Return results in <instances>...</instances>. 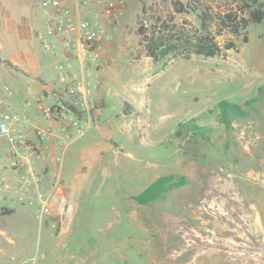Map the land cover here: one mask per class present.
I'll return each instance as SVG.
<instances>
[{"label":"rangeland","instance_id":"374dc122","mask_svg":"<svg viewBox=\"0 0 264 264\" xmlns=\"http://www.w3.org/2000/svg\"><path fill=\"white\" fill-rule=\"evenodd\" d=\"M126 1L119 31L112 39L103 34L99 57L83 67L92 99L84 107L78 96L49 105L52 116L66 119L65 130L72 127V137L77 128L83 134L57 153L46 178L53 189L39 209L20 208L34 217L17 211L6 218L10 234H0V264H264L263 23L247 26V42L243 34L216 35L221 45L236 44L224 57L171 52L152 61L135 35L142 2L148 25L194 34L197 8H238L242 0H129L124 9ZM180 3L184 11L177 12ZM56 57L66 70L60 50ZM33 96L23 101L29 118L40 116ZM251 98L256 101L245 119L219 120V100ZM180 122L193 126L175 134ZM90 144L98 154L80 153ZM28 155L41 157L33 146ZM168 174L186 182L166 185L144 204L132 198ZM25 177L32 179L26 184L39 182L32 172L22 174L20 184ZM25 185L11 190L23 196ZM26 241L27 250H19Z\"/></svg>","mask_w":264,"mask_h":264},{"label":"crops","instance_id":"0c3cea01","mask_svg":"<svg viewBox=\"0 0 264 264\" xmlns=\"http://www.w3.org/2000/svg\"><path fill=\"white\" fill-rule=\"evenodd\" d=\"M45 1L0 0V120L12 114L18 117L16 122L11 123L9 135L0 140L1 177L4 181L10 182L15 190H18L20 184L18 179L22 174L33 172L39 178V182H31L24 186L26 193L23 196L15 190L2 187L0 190L1 235L10 234L8 223L5 220L17 211H23L22 215L34 217L31 212L27 214V211L20 208L34 205L39 209L38 205L44 193L53 189L49 184L51 180L46 179L51 173L50 165L55 169L57 153L81 137L77 134L72 137V127L65 130L64 121L66 119L62 116L53 114L51 118H46L41 111L43 100L47 101V105H51L58 100H68L71 97L77 99L76 96H78L77 101L83 106L86 98L92 99L88 95L91 89V85L89 88L87 84L90 83L88 79L82 87L88 92L81 96L78 92L81 83L79 78L72 80L65 77L60 80L58 75L62 64L56 57L57 50H60L63 58L75 57L76 40L80 31L76 28L67 29L63 38L49 37L55 45V53L45 49L37 34L45 32L48 19L60 10L61 5L69 4L73 7L75 19L90 22L106 37L112 39L119 31L118 15L120 13L118 12L119 8L124 5L122 0H57L56 3ZM128 5H130L129 0L126 1L124 9L129 7ZM120 11H122L121 8ZM135 35L137 36L136 32ZM81 69V63L76 60L73 61V67L66 69V72H79ZM34 94L40 116L29 118L23 101L26 102V96ZM23 115L24 120L21 117ZM65 116L70 115L64 114ZM68 119H71V116ZM18 135L26 139L29 146L37 149L41 157L31 158L28 155L29 146L17 142ZM98 152L99 149L97 146L93 147V144L80 149V153H88L90 156ZM52 172L54 174V171ZM57 174L61 177L60 172ZM66 187L69 198L70 184ZM21 198H25L27 202H21ZM18 236L24 238V234ZM19 247V250H27V241L20 243Z\"/></svg>","mask_w":264,"mask_h":264},{"label":"trees","instance_id":"16d2710c","mask_svg":"<svg viewBox=\"0 0 264 264\" xmlns=\"http://www.w3.org/2000/svg\"><path fill=\"white\" fill-rule=\"evenodd\" d=\"M175 4L174 8L177 12L184 11L181 3L179 6ZM144 5L142 2L136 27L137 43L152 61H157L171 52L183 57H189L192 54L205 57H224L227 50L236 48V44L233 40H229L221 45L216 40V35L221 34L223 31L234 36L243 34L242 41L247 42L248 38L245 33L247 26L250 23H263L264 25V2L260 0H242L238 8L214 10L209 5L197 8L199 10V28H195L194 34L176 29V26H168L166 23H161V27L156 23L148 25L143 16L146 14ZM255 101L254 98H251L243 104H238L221 99L216 104L218 118L225 125H230L232 120L245 119L248 115L246 107L253 109ZM127 107H129V104H125V111L131 112ZM192 126L193 124L180 122L175 134H181V132ZM185 182L186 179L183 176L162 175L153 180L138 194L133 195L132 198L144 204L158 195L166 185L179 187Z\"/></svg>","mask_w":264,"mask_h":264},{"label":"built area","instance_id":"2783aa9c","mask_svg":"<svg viewBox=\"0 0 264 264\" xmlns=\"http://www.w3.org/2000/svg\"><path fill=\"white\" fill-rule=\"evenodd\" d=\"M45 2H52L56 3L57 0H46ZM76 28L79 32L78 39L76 40V51H75V58L78 60L81 65L82 69L81 71H72V72H66V70H63L62 67L60 68L58 75L60 80L63 78H70V79H77L79 78L81 83L79 85V90L82 93H85V89L82 87L84 86V81H85V70H84V65L85 62L90 59V60H95L99 57L100 52L102 50L103 42L105 40V36L103 35L102 32L97 30L93 24H90V22L79 19V18H74L73 17V7L69 4H63L60 6V10L52 16L50 19H48L46 23V29L45 32L43 33H38L37 36L40 38L42 41L44 47L55 53V45L54 43L49 40V37H54V38H63L65 37V33L67 29H73ZM66 58V64L65 68L70 69L73 67V62L71 61L70 58ZM63 102L59 101L57 105H62ZM65 105V104H64ZM75 105L74 102L70 101L69 106L73 107ZM41 111L42 114L46 118H51L52 117V110L51 106L46 105V106H41ZM22 119H25V116H21ZM18 119L16 114L10 115L8 118L1 119L0 120V140H2L4 137L8 136L11 130V123L16 122ZM76 133L78 135L83 134V129L77 128ZM18 140L20 144H25V139L21 136L18 135ZM31 156H39L38 153H35V151L30 150ZM33 178H35L33 176ZM31 178L25 177L21 180V184H19L18 187H21L22 185H25L26 183L30 182ZM32 180V179H31ZM0 185L3 186L7 190H11L14 188V186L8 182L4 181L3 178L1 177V171H0Z\"/></svg>","mask_w":264,"mask_h":264},{"label":"bare ground","instance_id":"6f19581e","mask_svg":"<svg viewBox=\"0 0 264 264\" xmlns=\"http://www.w3.org/2000/svg\"><path fill=\"white\" fill-rule=\"evenodd\" d=\"M216 186H217V185H216ZM225 189H226V188H225ZM215 202H216V201H215ZM218 205H219L218 208H219V209H222V208H221V205H220V204H218ZM213 206H214V205H213ZM219 212H220V211H219ZM237 255H239V256L243 255V256H244L243 253H240V254H237ZM163 259H164V258H163ZM174 259H175V258H174ZM240 259H241V258H240ZM242 264H251V263L244 262V263H242ZM252 264H262V263H258V262L256 263V262H255V263H252Z\"/></svg>","mask_w":264,"mask_h":264}]
</instances>
